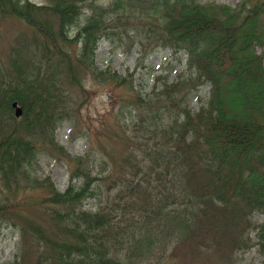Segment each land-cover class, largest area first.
<instances>
[{
  "label": "trees",
  "instance_id": "trees-1",
  "mask_svg": "<svg viewBox=\"0 0 264 264\" xmlns=\"http://www.w3.org/2000/svg\"><path fill=\"white\" fill-rule=\"evenodd\" d=\"M88 1L0 0V17L34 32L21 35L15 56L0 66V112L9 116L16 103L22 110L16 121L27 133L49 134L44 152L64 155L70 169L64 192L28 179L30 193L39 194L18 198L16 183L27 178L38 150L14 127L0 128V226L19 235L13 260L4 264H166L195 237L198 247L222 253V264H234L231 251L244 246L241 233L235 236L247 226L244 216L264 215V68L254 50L264 55V3L241 0L232 9L199 0H119L113 21L126 24L106 32V10L90 8L85 17ZM102 37L120 44L133 38L142 54L182 51L192 77L141 96L131 78L95 67ZM61 70L69 86L85 93L77 104L62 89ZM84 75L120 90L113 89L117 139L108 150L99 147L95 174L92 160L70 158L52 135L57 121L78 118L97 90L95 83L85 86ZM206 83V107L193 113L185 100ZM88 200L94 209L85 208ZM251 228L264 257V223Z\"/></svg>",
  "mask_w": 264,
  "mask_h": 264
},
{
  "label": "rangeland",
  "instance_id": "rangeland-1",
  "mask_svg": "<svg viewBox=\"0 0 264 264\" xmlns=\"http://www.w3.org/2000/svg\"><path fill=\"white\" fill-rule=\"evenodd\" d=\"M30 1L36 4L45 3V0ZM113 1L114 0H95L94 3L98 6L106 7ZM249 1L251 3H264V0ZM199 2L201 4L213 3L217 5H226L232 9H237L241 0H199ZM89 6V3L83 4L84 11L88 12ZM125 22L126 20L123 19V23ZM261 24L262 32H264V22H261ZM21 35L23 38L29 36L26 37L29 39L34 35V32H31L23 23L16 19L0 17V66L5 68L12 57L15 56L14 52L18 49V41ZM132 41H134V39H130L129 43ZM127 45L128 42L126 46L120 48L116 46V42L101 40L94 53V63L100 70H107L124 75L126 79L131 78L132 87L136 93L150 96L149 94L153 90H155V92L161 90L162 85L165 84L164 81L166 84L170 85L176 82L179 78V74H183V76L187 74L186 61L183 56L178 55L174 57L170 56L168 51H160L144 59L142 56L138 55V48L126 50L125 48ZM254 50L256 54L263 57L262 65L264 68L263 49L255 47ZM43 75L44 79H46V74ZM84 76V84L86 87H90L92 83L100 87L97 88L96 93H91L87 103L81 105L78 109V118L74 117L75 121H78L74 122L62 117L54 126L55 130L52 132V135L55 144L62 147L67 156H86L89 162L92 160L90 168L95 172L96 166L99 163V157L102 155L101 151H97V147L103 143L107 148L106 141H111L112 138L117 139L115 135L118 133L119 128L114 124V121L112 122L113 110L117 108L116 105H113L115 102L113 97L114 90L118 92H120V90H118L116 86L100 85V83H96L89 75ZM66 80L67 78H64L65 83L62 89L65 90V94L69 95V102L71 105L77 104L84 98L83 95L85 93L80 92L77 88L69 86ZM58 81H60V78H58ZM209 89V85H204L198 87L196 91L191 92L187 96L185 102L191 112L196 113L200 108L206 107L209 99ZM164 103L163 105H166L168 101L165 100ZM111 105H113V107ZM171 108L170 110H174L173 106H171ZM68 110L70 111V109ZM70 112L72 113V110ZM3 127L8 128V130L14 127L12 130L16 131L17 134H21L23 140L29 142L31 146L34 145L35 150H38L33 167L28 170L29 175L27 174V178L16 183L20 189L19 192H21L18 198L25 197L27 194H30L31 196L29 198H31L39 194L37 191H32L30 193L31 185L25 183L28 179L39 184H43L44 179H49L50 183H52L57 191H64L69 183L68 164L44 152V150L47 149V139H49L50 135L46 134L44 136V132L39 133L38 131L36 134L27 133L24 130L23 121H16L12 113L8 116L2 110V113L0 112V128ZM126 134L129 135V130ZM118 148L123 153L122 148ZM91 153H93L92 157L90 155ZM94 206V202L88 200L85 208L92 210ZM244 221L247 226L241 225L235 233V236L241 233V240L244 242V246L233 252L231 251V259L234 264H263L264 257L259 252L257 246L256 232L251 227L264 223V215L255 211L244 216ZM18 239L19 236L16 231L5 227V225L0 226V264L9 262L13 259ZM195 242L196 237L193 241L187 242L185 244L186 249L177 254L176 257L174 256L173 258L169 256L166 264H175L176 262L177 264H192L193 262H195L194 264H222L220 262V259L223 258L222 253L219 252V254H217L201 246L198 247L197 244H194ZM199 250L200 252H198ZM190 258H192L193 261L190 260ZM119 259L124 262V259ZM153 259L154 258H152V260ZM142 264H152V261Z\"/></svg>",
  "mask_w": 264,
  "mask_h": 264
},
{
  "label": "water",
  "instance_id": "water-1",
  "mask_svg": "<svg viewBox=\"0 0 264 264\" xmlns=\"http://www.w3.org/2000/svg\"><path fill=\"white\" fill-rule=\"evenodd\" d=\"M19 114H20V110H17V111H16V115H19Z\"/></svg>",
  "mask_w": 264,
  "mask_h": 264
}]
</instances>
